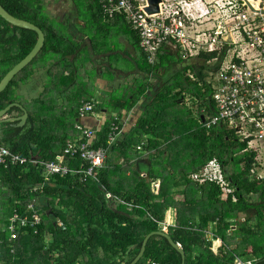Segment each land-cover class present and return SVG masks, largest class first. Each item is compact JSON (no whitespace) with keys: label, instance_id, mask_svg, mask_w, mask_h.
Masks as SVG:
<instances>
[{"label":"trees","instance_id":"16d2710c","mask_svg":"<svg viewBox=\"0 0 264 264\" xmlns=\"http://www.w3.org/2000/svg\"><path fill=\"white\" fill-rule=\"evenodd\" d=\"M85 1L88 14L80 17L86 20L85 32H96L91 38L95 55L82 52L74 38L54 26L44 14L42 0H0L10 15L36 25L45 34L40 53L0 94V111L20 104L28 112L23 127H18L19 122L0 124V145L38 161L0 166V263L130 264L144 239L164 231L167 214L174 211L167 233L182 246L185 264H236L237 258L264 264V179L258 180L253 172L256 153L247 151V143L223 124L207 129L203 123L216 115L214 90L205 80L206 64L216 53L203 54L198 63L178 70L147 105L135 127L109 145L115 115L120 121L124 110L131 111L148 90L149 78L170 63L161 56L150 65L141 51L145 78L140 84L145 88L115 98L112 107L99 103L95 109L107 110L94 144L107 151L104 167L95 177L88 176L86 162L65 158L73 171L46 177L41 163L63 158L66 141L79 135L74 128L79 107L93 98L92 90L80 79L81 70L93 64L94 57L114 49L117 36L126 30L133 47L140 48L139 35L123 16H104L105 0ZM37 40L36 32L15 27L0 16V82ZM100 42L110 46L102 50ZM83 55H88V62ZM47 66L41 92L25 100L21 86L36 76L39 67ZM187 97L192 99L191 107L186 106ZM23 114L13 106L5 118ZM142 160L148 161L145 168ZM213 160L222 166L233 190L227 197L218 184L192 179ZM30 203L43 219L36 227L38 233L32 228L19 229L17 238L11 240L7 231L11 215L15 210L23 215ZM214 240L221 241L216 251ZM153 261L183 262L181 253L159 235L151 237L138 264Z\"/></svg>","mask_w":264,"mask_h":264},{"label":"built area","instance_id":"2783aa9c","mask_svg":"<svg viewBox=\"0 0 264 264\" xmlns=\"http://www.w3.org/2000/svg\"><path fill=\"white\" fill-rule=\"evenodd\" d=\"M149 6L148 0H105L103 14L107 19L117 15L125 18L139 35L140 49L150 65L158 62L159 52L167 43H173L184 60L216 53L206 64L216 67L215 80L210 82L216 115L203 123L207 129L223 124L246 142L247 151L256 153L253 172L258 180L264 179V15L256 12L264 10V0H161L156 14L146 11ZM189 76L195 80L191 72ZM97 104L93 98L81 103L74 127L78 137L66 141L63 158L41 163L47 178L65 176L73 171L64 163L65 158H80L86 162L88 176L95 177L104 167L107 151L104 147H94L97 130L81 122L95 114ZM114 119L109 145L122 133L121 120L117 115ZM28 163L37 164L38 161L0 145V166L8 168ZM192 179L200 184H218L224 197L233 193L217 160L208 162L200 173L192 175ZM42 222L33 203L26 207L23 215L15 210L7 230L10 239L17 238L19 229L32 228L38 233L36 227ZM170 225L166 222L163 230L168 232ZM236 264L255 262L237 258Z\"/></svg>","mask_w":264,"mask_h":264},{"label":"crops","instance_id":"0c3cea01","mask_svg":"<svg viewBox=\"0 0 264 264\" xmlns=\"http://www.w3.org/2000/svg\"><path fill=\"white\" fill-rule=\"evenodd\" d=\"M51 2L52 0H48V4H51ZM72 4L73 6H75L73 1ZM56 5L57 3L52 2L51 7L48 8L51 13H54V9H56L52 6ZM62 16H64L62 20H57L51 15L48 17H50L52 23L57 29H59L64 34L70 35V37L74 38L76 43L82 48V52H85L84 50H86V52L91 54L93 53L95 55L96 53L92 50L93 48L91 47V38L96 37V32H85V28L87 27L86 20L80 17L79 15H68V17H66L65 15ZM83 30L84 32H82ZM66 31H68L69 33H65ZM116 44L126 48L125 55L121 60L117 62V66L113 67L110 64L111 62L109 60L107 61V59H110L112 56L116 58L120 54L115 50L116 46L110 51H104V54L102 56H97L93 58L94 67H96V62H102L104 68L101 65V67L97 66L98 69L95 68L96 72L98 71V73L96 74L94 84L96 88L95 90H92V97L97 101L98 104H108L110 107L114 105L112 104V100L115 99V96H118L117 98L121 99L122 97H127L131 93L137 92V90L141 87L145 88V85L140 84L141 82H144L145 78L144 73H142L141 70L143 55L140 48H134L132 43L130 42V37H127L126 34L117 36ZM100 45L102 50H105L110 46L109 43L105 44L104 42H100ZM161 56L168 62L170 61V63L166 66V69L163 67L160 70L158 76H151L149 78L147 82L149 84L148 90H146V93L140 98V100L133 107V109L129 112L125 110L122 112L123 114L121 117V134L127 133L132 130V128L135 127L139 118L144 115L147 105L150 104L152 99H154V97L161 90H163L169 82H172L178 70L182 69L184 66L192 64L191 61L195 60H184L179 50L173 43H167L166 45H164V47L159 52L158 61ZM106 68H108L110 72L114 73L116 78L104 77L103 69ZM106 112L107 110H96L94 115L82 119L81 122L84 125L93 128L94 130H98L103 124L102 121H104L107 117ZM146 164H148L147 160L141 161V165H143V168L146 167ZM169 213V219H167V222L173 225L175 212L170 211ZM220 246V240L213 241V248L215 251L219 249Z\"/></svg>","mask_w":264,"mask_h":264},{"label":"rangeland","instance_id":"374dc122","mask_svg":"<svg viewBox=\"0 0 264 264\" xmlns=\"http://www.w3.org/2000/svg\"><path fill=\"white\" fill-rule=\"evenodd\" d=\"M42 1H43V5H44V14L47 17L51 15L53 18H55L57 20H62L64 18V16H62V15H65L66 17H68V15L69 16L70 15L71 16L72 15H74V16L79 15V16L83 17V16L88 14V9L85 8V5H84V3L86 2L85 0H75L78 7L73 6L71 0H69L70 3L68 0H52L53 3H57L56 6H52L53 8H56V9H54L55 10L54 13H51L48 9L49 7H51L52 2H51V4H48V0H42ZM70 5H71V8H70ZM65 33H69V32L66 31ZM125 33H126L127 37H130V31L129 30H126ZM68 36H70V35H68ZM125 49L126 48H124V47L116 45L115 50L120 54L116 58L114 56H112L110 59H107V61L109 60L111 62L110 64L113 67L117 66V62L119 60H121L123 58V56L125 55V52H126ZM87 56L88 55H83L81 58L85 59L86 62H88L89 60L86 59ZM95 59H98V58H95ZM198 62L199 61L197 59L191 61L192 64H196ZM100 65L103 67L102 62H99V63L96 62L95 68L98 69V67H101ZM93 66H94L93 64L87 63L85 66V69L81 70V72H80V79L83 81L85 87L89 86V90H95V88H96V86L94 84H95L96 74L98 73V71L96 72V70ZM129 67H131V66H129ZM47 69H48V66L45 68L39 67L36 76L29 83L21 86L19 91L24 96L25 100H30V99L35 98L39 95V92H41V89H42V84L45 81ZM191 73L193 74V72H191ZM205 74H206L205 80L208 83H210V82L213 83V81L215 80L214 66L209 65ZM103 76L104 77H112V78L115 77L114 73L110 72V70L108 68L103 69ZM79 86H81V85L79 84ZM74 92H76V90ZM117 97L118 96H115L116 99H117ZM23 102H25V101L23 100ZM185 102H186V106H188V107L192 106L191 105V103H192L191 98L187 97ZM102 122H104V121H102ZM169 214L170 213L167 214V219H169V217H168ZM166 221H168V220H166Z\"/></svg>","mask_w":264,"mask_h":264},{"label":"water","instance_id":"95a60500","mask_svg":"<svg viewBox=\"0 0 264 264\" xmlns=\"http://www.w3.org/2000/svg\"><path fill=\"white\" fill-rule=\"evenodd\" d=\"M148 1H149L150 6L146 9V11L149 14L159 13V3L161 2V0H148ZM256 12H259L262 15H264V10H262V11L257 10ZM0 16L3 19H5L8 23H10L11 25H13L15 27L31 30V31H34L38 34V40H37V43H36L35 47L33 48V50L20 63H18L15 67H13L5 75V77L1 80V82H0V94H1L9 86V84L13 81V79L23 69H25L40 53V51L42 50V48L44 47V44H45V34L36 25H34L30 22L15 18L14 16L10 15L1 5H0ZM13 106L19 107L24 112V114L20 117L5 119L6 115L13 108ZM27 120H28V112L20 104H12V105H10V106H8L5 109L0 111V124L2 122H19L18 127H23V126H25ZM154 235H159V236L167 238L169 243L181 253L182 260H183L182 264H185L186 256H185V253H184L182 246L176 244L172 240V238L168 235V233L165 231L155 232V233L149 234L144 239L140 252L138 253V255L135 257V259L130 264H138L141 261V259L143 258L144 254H145L147 244H148L149 240L151 239V237Z\"/></svg>","mask_w":264,"mask_h":264},{"label":"flooded vegetation","instance_id":"af4514ba","mask_svg":"<svg viewBox=\"0 0 264 264\" xmlns=\"http://www.w3.org/2000/svg\"><path fill=\"white\" fill-rule=\"evenodd\" d=\"M13 118V117H12ZM14 118H16V117H14ZM5 119H7V118H5ZM9 119V118H8Z\"/></svg>","mask_w":264,"mask_h":264}]
</instances>
